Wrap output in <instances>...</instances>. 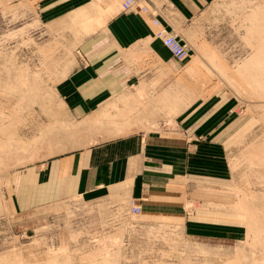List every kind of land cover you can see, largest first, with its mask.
<instances>
[{"label":"crops","instance_id":"obj_1","mask_svg":"<svg viewBox=\"0 0 264 264\" xmlns=\"http://www.w3.org/2000/svg\"><path fill=\"white\" fill-rule=\"evenodd\" d=\"M24 1L40 8L56 30L67 34V40L56 45L72 50L70 67L54 87L70 121L76 123L81 145L18 171L12 197L15 212L77 198L126 213L129 200L135 199L141 213L133 216L134 222L145 227L158 218L168 219L167 225H182L184 237L217 254L229 250L233 256L245 242L264 240L257 236L264 230V198L258 195L264 190L251 191L257 200L246 207L255 217L236 207L240 199L230 158L237 146L249 144L256 122L235 114V96L215 87L192 92L184 74L177 80V91L175 59L153 37L150 12L123 13L113 0L0 4ZM216 1L137 3L155 10L161 24L193 51L221 47V31L209 25ZM152 123L159 129L146 130ZM191 198L202 205L189 215L185 204ZM112 223L124 233L122 245L127 246L130 230ZM144 235L137 236V246L147 243Z\"/></svg>","mask_w":264,"mask_h":264},{"label":"rangeland","instance_id":"obj_2","mask_svg":"<svg viewBox=\"0 0 264 264\" xmlns=\"http://www.w3.org/2000/svg\"><path fill=\"white\" fill-rule=\"evenodd\" d=\"M211 15L209 25L221 31V47L190 50L186 60H175L176 90L182 73L190 78L191 73L184 71L202 62L203 57L209 63H196L198 69L190 78L194 86L191 91L200 94L215 87L232 94L238 100L235 114L256 122L249 144L237 146L232 160L229 156L240 199L236 207L253 218L255 213H248L246 207L257 200L251 191L264 190V0H217ZM51 21L28 1L12 6L0 4V259H7L0 260V264H10L13 259L24 264L264 263V240L245 242L233 256L229 250L221 255L184 237L182 225H167L171 222L168 219L158 218L150 226H140L129 214L128 206L126 214L120 208L75 198L36 210L14 211L12 197L22 167L81 145L76 123L70 121L54 87L70 67L72 50L57 47L58 41L67 40V34L56 30ZM208 55L215 56L214 63ZM259 70H263L261 74ZM256 73L260 83L252 78ZM168 116L171 121L172 114ZM151 129H159V125L148 124L146 130ZM258 195L263 201L264 192ZM201 205V200L191 198L185 210L191 215ZM112 220L130 230L131 244L123 247L124 233L110 224ZM142 234L147 243L137 246L136 238ZM259 234L264 236V231Z\"/></svg>","mask_w":264,"mask_h":264},{"label":"built area","instance_id":"obj_3","mask_svg":"<svg viewBox=\"0 0 264 264\" xmlns=\"http://www.w3.org/2000/svg\"><path fill=\"white\" fill-rule=\"evenodd\" d=\"M119 10L123 13L132 12L137 9L140 13L146 14L150 12L152 16L151 24L155 28L153 37L160 41L161 45L168 50L171 56L176 61L186 60L189 56L190 48L182 41L179 35L175 31L168 30L163 26L156 17V11H149L146 6L137 3V0H114ZM128 212L132 216H138L141 213V205L135 199H130L128 202Z\"/></svg>","mask_w":264,"mask_h":264},{"label":"bare ground","instance_id":"obj_4","mask_svg":"<svg viewBox=\"0 0 264 264\" xmlns=\"http://www.w3.org/2000/svg\"><path fill=\"white\" fill-rule=\"evenodd\" d=\"M113 1H114V0H113ZM116 4H117V3H116ZM255 19H256V18H255ZM263 29H264V27H263ZM262 41H263V40H262ZM262 41H261V42H262ZM262 43L264 44V41H263ZM259 44H261V43L259 42ZM260 46L262 47V44H261ZM256 47H257V46H256ZM261 47H257L256 49H259V48H261ZM263 47H264V45H263ZM263 47H262V48H263ZM262 48H261V49H262ZM207 50H208V49H207ZM261 51H262V50H261ZM207 52H208V51H207ZM208 53H209V52H208ZM263 53H264V50H263ZM210 54H211V53H209V55H210ZM199 55H200V53H199ZM209 55H208V57H210ZM196 56H197V55H196ZM213 56H214V55H212L210 58H212ZM194 57H195V56H193V58H194ZM198 57H199V56H198ZM198 57H197V58H198ZM214 57H215V56H214ZM215 59H216V58H215ZM197 60H198V59H197ZM209 60H210V59H209ZM213 60H214V58H212V60H211L212 63H214ZM202 62H203V61H202ZM193 63H194V62H193ZM196 63H197V62H196ZM196 63L191 64L190 67H188V66H189V65H188V66H187L188 68L186 69L187 71L185 70L184 72H185V73H188L189 75H190V73H191V75L193 76L192 73H195V72H196L194 69H198V68H195V67H196V66H195ZM204 63H205V62H204ZM200 64H202V63H197L198 66H199ZM263 66H264V65H263ZM20 68H22V67H20ZM23 68H24V67H23ZM222 68H223V67H222ZM222 68H221V69H222ZM15 69H16V68H15ZM16 70H17V69H16ZM20 70L22 71L23 69H20ZM20 70H19V72H20ZM202 70H203V69H202ZM211 70H212V69H211ZM254 70H257V69H254ZM222 71L224 72V70H222ZM259 71H260V70H259ZM262 71H263V70H261V71L259 72V74H261ZM22 72H23V71H22ZM25 72H26V71H25ZM25 72H23V73L25 74ZM263 72H264V71H263ZM200 73H201V70H200ZM205 73H207V72H205ZM179 74H180V73H178V75H179ZM182 74H183V73H182ZM201 74H202V76H203V73H201ZM207 75H208V74H207ZM225 75H226V74H225ZM256 75H257V73L255 74V77L252 75V78L255 79V78L258 76V75H257V76H256ZM262 75H264V74H262ZM24 76H25V75H24ZM184 76H186V75L184 74ZM192 76H190V78H191ZM259 76H261V75H259ZM28 77H29V76H28ZM193 77H194V76H193ZM203 77H204V79L207 78V77L205 78V74H204ZM203 77H202V78H203ZM21 78H22V77H21ZM187 78H188V77H187ZM260 78H262V77H260ZM18 79H20V78L18 77ZM192 79H193V78H192ZM228 79H230V77H229ZM24 80H25V79H24ZM232 80H233V79H232ZM25 81H26V80H25ZM185 81H186V79H185ZM254 81H257V78H256V80H254ZM262 81H263V80L261 79V82H262ZM21 82H22V81H21ZM21 82H20V83H21ZM23 82H24V81H23ZM23 82H22V85L24 84ZM190 82H191V81H190ZM195 82H196V81H195ZM255 83H260V81H257V82H255ZM189 84H190V83H189ZM259 85H263V84H259ZM24 86H25V85H24ZM263 86H264V85H263ZM192 87L194 88V86H192ZM263 88H264V87H263ZM254 92H255V90H254ZM263 95H264V94H263ZM24 103H25V102H24ZM175 110H179V109H177V107H176ZM20 141H21V140H20ZM27 145H28V144H27ZM27 145H26V146H27ZM31 147H32V146H31ZM25 149H26V148H25ZM31 149H32V148H31ZM7 150H8V149H7ZM1 151H2V150H1ZM28 151H30V149H29ZM1 156H2V155H1ZM1 156H0V157H1ZM0 159H1V158H0ZM0 163H1V161H0ZM263 231H264V230H263ZM260 234H261V233H260ZM260 234L257 235L258 238H259V235H260ZM262 235H263V234H262ZM262 235H260V236H262ZM257 236H256V238H257ZM263 237H264V236H263ZM261 238H262V237H261ZM115 240H116V239H115ZM263 246H264V244H263ZM263 246H261V249L263 248V249H262L263 251H262L261 249H260V250H261V252L264 254V247H263ZM14 250H15V249H14ZM10 251H11V250H10ZM18 252H19V251H17V253H18ZM19 253H20V252H19ZM19 253H18L17 257L19 256ZM97 254H98V253H97ZM100 254H101V253H100ZM4 255H5V254H4ZM48 256H49V255H48ZM51 256H52V255H51ZM57 256H59V255H57ZM57 256H56V257H57ZM6 257H7V256H6ZM14 257H15V255H14ZM20 257H21V256H19V258H20ZM49 257H50V256H49ZM49 257H47V258H49ZM68 257H69V256H68ZM53 258H54V257H53ZM262 258H263V257H262ZM20 259H21V258H20ZM0 260H7V259H5V258H1ZM13 260H14V261H9L10 264H13V263H16V264H24L21 260H15V259H13ZM49 260H50V259H49ZM49 260H48V261H49ZM57 260H58V259H57ZM91 260H93L92 257H91ZM263 260H264V259H263ZM4 262H5V261H4ZM34 262H35V261H34ZM50 262H51V260H50ZM93 262H94V261H93ZM96 262H97V261H96ZM57 263H58V262H57ZM108 263L111 264V262H108ZM112 263H113V262H112ZM1 264H3V262H2ZM4 264H5V263H4ZM6 264H7V263H6ZM114 264H115V263H114ZM258 264H259V263H258ZM260 264H264L262 260H261Z\"/></svg>","mask_w":264,"mask_h":264}]
</instances>
